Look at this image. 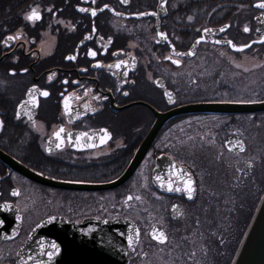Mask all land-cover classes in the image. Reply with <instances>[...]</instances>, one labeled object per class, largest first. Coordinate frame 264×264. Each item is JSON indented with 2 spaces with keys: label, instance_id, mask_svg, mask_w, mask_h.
Returning <instances> with one entry per match:
<instances>
[{
  "label": "flooded vegetation",
  "instance_id": "flooded-vegetation-1",
  "mask_svg": "<svg viewBox=\"0 0 264 264\" xmlns=\"http://www.w3.org/2000/svg\"><path fill=\"white\" fill-rule=\"evenodd\" d=\"M157 2L0 0V151L33 176L66 185L41 184L0 158V203H11L22 217L18 234L0 240V264L4 257L14 264L16 250L31 229L50 217L57 222L51 224L47 243L55 241L60 247L50 264H81L82 238L89 231L90 239L96 235L94 220L113 218H128L140 230L129 264L230 261L264 191V110L236 109L264 102V80L257 78V72L263 74L257 60L264 61V48L252 43L241 51L213 41H202L194 50L191 46L204 28L223 25L229 27L213 39L235 45L257 40L258 0H242L235 18L207 14L189 21L192 0H167L166 14L159 18L128 17L155 12ZM105 4L121 15L108 8L95 17L77 10H98ZM31 8L41 13L35 23L25 20ZM17 32L21 38L6 46L5 38ZM173 47L183 55H175ZM89 50L97 55L89 56ZM70 55L76 59H66ZM176 59L179 65L172 62ZM121 61L119 69H109ZM97 63L101 67H94ZM33 85L50 95L38 96V107L28 106L32 120L23 114L18 120L17 106ZM210 104L227 106L201 108ZM61 126L65 142L56 148L53 133ZM102 129L111 134L104 143ZM83 132L89 135L76 145ZM90 144L96 146H84ZM124 172L126 179L115 187H93ZM157 175L181 191L160 187ZM188 176L194 188L191 198L185 190ZM16 183L26 184L23 201L12 195L13 189L20 193ZM129 195L141 200L125 204ZM135 213L138 218L131 216ZM153 228L157 235L165 234L163 243L154 238Z\"/></svg>",
  "mask_w": 264,
  "mask_h": 264
},
{
  "label": "water",
  "instance_id": "water-1",
  "mask_svg": "<svg viewBox=\"0 0 264 264\" xmlns=\"http://www.w3.org/2000/svg\"><path fill=\"white\" fill-rule=\"evenodd\" d=\"M160 0L157 2L156 11L158 16H153L155 18H159L166 14L165 10H162L158 7ZM257 3V2H256ZM255 3V4H256ZM254 4V5H255ZM104 7V6H103ZM101 7V8H103ZM255 7V6H254ZM99 8V9H101ZM98 9V10H99ZM110 11L112 13H118L113 11V9L109 6ZM258 9V8H257ZM260 12L255 16L257 18V31L259 33V38L257 40H252L245 45H251L252 43L260 44L262 38H264V10L259 9ZM100 12V11H98ZM154 11H146L140 13H152ZM140 13L130 14L128 17H145L149 15H139ZM121 14V13H120ZM152 16V15H151ZM225 25L216 27V28H208L211 31L205 33L202 31L200 37L194 40L191 50L197 47L196 41L199 40L202 36L205 38L202 41H217L218 39H213L216 35L221 33L220 29ZM201 41V42H202ZM220 45L227 44L234 50H239L244 45H236L234 48L232 44L227 43L229 40H219ZM193 45L195 47L193 48ZM235 45V44H234ZM246 47H243L245 49ZM225 109L227 105H203L202 109ZM198 108V107H195ZM200 108V109H201ZM235 108V107H234ZM182 109H190V107H184ZM236 109L238 110H264V102H256L250 104H242L237 105ZM0 158L5 161L12 169H15L25 176L32 177L41 184H48L56 187L66 186L63 183L57 181H49L44 177L33 176V174L25 167L21 166L15 160L4 154L0 151ZM127 172H124L117 179L112 182L93 186L97 189H106L115 187L121 184L127 177ZM15 190V189H13ZM12 190V191H13ZM7 205V207H5ZM20 216V213L17 207L13 206L11 203L1 202L0 203V240H7L6 236H11L13 232L18 234L21 220H17L16 217ZM49 219L40 221V227H37V224L31 229L25 241L18 247L14 259V264H17V260L19 257L17 253H20L23 257H27L32 255L34 257H38L41 260L46 261L45 256H41L39 253V245L41 242H45L47 244V233L50 230L52 225H55L57 221L52 220L51 223L48 222ZM94 233L96 235L93 236V239H90V231L85 239L82 238V247H83V257L85 261L81 260V264H129V256L133 253L137 243L133 244L130 248L128 246V235H134L133 229L137 228L135 222L128 218H113V219H97L94 220ZM52 224V225H51ZM153 230H151V233ZM16 236V235H15ZM14 236V237H15ZM58 232L56 233L55 238H57ZM93 250L94 257L90 258L89 250ZM29 264H32L30 261ZM229 264H264V191L259 198L257 205L254 209V212L243 232V235L235 249L233 257Z\"/></svg>",
  "mask_w": 264,
  "mask_h": 264
},
{
  "label": "snow or ice",
  "instance_id": "snow-or-ice-1",
  "mask_svg": "<svg viewBox=\"0 0 264 264\" xmlns=\"http://www.w3.org/2000/svg\"><path fill=\"white\" fill-rule=\"evenodd\" d=\"M85 3L88 2V0H84ZM96 0H91V3L95 4ZM122 3H126L127 0H121ZM166 4H167V0H160V3L158 5V7L162 10H165L166 11ZM256 8L258 9H262L264 10V0H258V2L254 5ZM109 8V6L107 4L104 5L103 8L97 10L96 8H86V7H78V11L81 12V13H90L92 17H95L97 15V12L98 11H104V9H107ZM47 11L49 12H52V8H49L47 9ZM114 11V10H113ZM116 15H121L120 13H115ZM139 15H152V16H158V13L157 12H152V13H140ZM41 13L39 11L38 8H31V10L25 15V20L27 21H30V22H33L35 23L36 21H39L41 19ZM189 21L193 20V17L192 16H188L187 18ZM62 22V21H61ZM229 27V25H225L223 28L220 29L221 32L225 31L227 28ZM244 32H249L250 29L245 26L244 27ZM96 29H95V25H93V32H95ZM203 31L205 33L211 31V29H208V28H204ZM21 35L22 33L20 32H17L15 36H7L4 40V44L7 46L8 42L9 41H12L14 39L18 40L21 38ZM158 35L167 40V35L163 32H160L158 33ZM85 39H91L90 36H86ZM205 38L202 36L199 40L196 41L197 44H199L202 40H204ZM101 40H103V37H101ZM262 43H264V38H262V40L260 41ZM83 43V41L81 42ZM109 43H111V37H109ZM215 43L219 44L221 43V41L217 40L215 41ZM227 43L229 44H232V41H227ZM255 43V41H254ZM232 46L235 48L236 45L232 44ZM195 47V45H193V48ZM243 47H250V45H244ZM243 47L240 48L239 50H243ZM173 53H175V55L179 56V55H183V53H176L175 52V48L173 47ZM89 56L91 57H95L97 55V53L93 50H89L88 53H87ZM189 55L193 54L191 52L188 53ZM66 59L68 60H75L76 59V56L74 55H70L68 57H66ZM166 59H172L171 56L169 57H166ZM172 62L174 64H177L179 65L180 64V60L179 59H176V60H172ZM124 64L123 61H121L120 63L116 64V65H109V69L115 67L117 69H119L121 67V65ZM94 67H101V65L99 63H97L96 65H94ZM25 72H27V69H24ZM83 71H86V69H84ZM15 74V73H13ZM115 75V73H113ZM55 73H52L49 75L48 79L49 81H51L54 77ZM124 75L127 76V72L125 71L124 72ZM65 83H67V81H65ZM158 83V82H157ZM125 96H128L129 93L128 92H124L123 93ZM168 98H169V102H173L172 101V96L170 93L168 92H165L164 93ZM50 95V93L46 90H41L39 89L36 85H33L31 88H29L27 90V93H26V96H27V99L25 100H22L20 102V104L17 106V111H16V114H15V118L16 119H20L22 114L23 115H28V118L29 120H32V116L29 114V111H26V109H28V106L30 105L32 108H35V107H38L39 106V100H38V96H42V97H48ZM85 95H87V92L85 93ZM97 99H99V97H96ZM69 97L65 96L64 97V110H65V113H69L70 112V108H69ZM33 125L35 126V121H33ZM4 128V121L3 120H0V130H3ZM101 132V139H100V142L101 143H104L106 142L107 139H110L111 138V134L107 131V129H102L100 130ZM65 134V129L61 126L59 128L58 131H55L53 133L55 139L58 141V143H56V148H61L63 145H64V135ZM89 135V133L87 132H83V133H80L77 137H76V140H75V144L76 145H80V138L81 137H87ZM66 136H67V140H68V143H72V133L71 132H68L66 133ZM85 147H95L96 145L94 144H90V145H84ZM49 151H51L50 149H48ZM241 150H243V146L241 145ZM170 167H174V165H170ZM182 172V170H181ZM155 180L156 182H158L160 184V187H166L167 188V191L171 192V191H181V188L179 187H173V184L171 181H169L167 183V185H165V183L162 181L161 177L159 175H157L155 177ZM185 190L187 191L188 195H189V198H191L192 196V193L194 192V188H193V181L191 179V176H188L187 177V180L185 181ZM12 195L13 196H18L20 195L19 191L18 190H13L12 191ZM141 200V197L140 196H132V195H129L126 200L124 201L125 204H127L129 201H132V200ZM5 207H7V205H5ZM175 207V206H174ZM16 219L19 221L22 219V217H20L19 215L16 217ZM55 217H50L49 218V223L52 222V220H54ZM2 223V222H0ZM41 225L40 224H37V227H40ZM134 235H128V246L131 248L133 246V244L135 243H138L139 242V235H140V230L138 228L136 229H133L132 230ZM17 235L16 232H13V234L11 236H6L5 238L6 239H12L14 238V236ZM153 236L154 238H156L157 240H159L161 243H163L167 237L165 236V234L163 232H160L159 235L156 234V229L153 228ZM60 252V247L59 245L55 242V241H52V242H48L47 244L45 242H41L40 245H39V253L41 256H47V261H44V260H41L39 259L38 257H34L32 255H29L27 256L26 258L23 257L20 253H17V256L19 257V259L17 260V264H29V262L31 261L32 264H50V262L53 260V258Z\"/></svg>",
  "mask_w": 264,
  "mask_h": 264
},
{
  "label": "trees",
  "instance_id": "trees-1",
  "mask_svg": "<svg viewBox=\"0 0 264 264\" xmlns=\"http://www.w3.org/2000/svg\"><path fill=\"white\" fill-rule=\"evenodd\" d=\"M242 0H192L193 18H235ZM229 259L227 260L228 263Z\"/></svg>",
  "mask_w": 264,
  "mask_h": 264
},
{
  "label": "rangeland",
  "instance_id": "rangeland-1",
  "mask_svg": "<svg viewBox=\"0 0 264 264\" xmlns=\"http://www.w3.org/2000/svg\"><path fill=\"white\" fill-rule=\"evenodd\" d=\"M258 47L259 48H264V43L258 44ZM257 68H258L257 70L259 72H262L264 74V61L263 60H257ZM257 74H258V76H257L258 79L261 78V79L264 80V75L263 74H260L258 72H257ZM16 184H18L17 187L20 190L19 201H23L25 199L24 197H25V193H26V184L25 183H16ZM22 207H23L22 209L25 212V203L22 205ZM131 216L134 217V218H138L139 217V215L137 213L131 214ZM10 263L12 264V259H11V261H9V260H7V257L3 258L2 264H10Z\"/></svg>",
  "mask_w": 264,
  "mask_h": 264
}]
</instances>
